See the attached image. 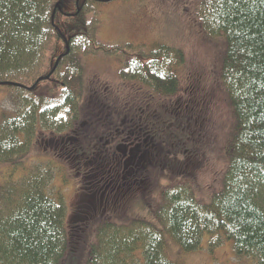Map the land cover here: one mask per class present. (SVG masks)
Here are the masks:
<instances>
[{
  "label": "trees",
  "instance_id": "obj_1",
  "mask_svg": "<svg viewBox=\"0 0 264 264\" xmlns=\"http://www.w3.org/2000/svg\"><path fill=\"white\" fill-rule=\"evenodd\" d=\"M104 1L0 0V90L15 107L0 110V166L10 168L0 184V264H71L78 257L82 264H175L164 252L163 231L185 252L201 249L208 235L210 252L231 242L237 257L264 264V0H198L196 6L204 34L226 40L221 84L233 115L221 189L208 203L180 183L145 201L159 228L109 213L75 232L55 184L59 176L70 181L64 164L43 154L27 159L38 133L58 137L80 120L81 59L132 52L130 45L98 42L97 4ZM146 52L127 58L120 78L175 95L183 52L165 45Z\"/></svg>",
  "mask_w": 264,
  "mask_h": 264
},
{
  "label": "rangeland",
  "instance_id": "obj_2",
  "mask_svg": "<svg viewBox=\"0 0 264 264\" xmlns=\"http://www.w3.org/2000/svg\"><path fill=\"white\" fill-rule=\"evenodd\" d=\"M197 3L198 0H105L97 4L100 12L98 42L130 45L132 52L119 59L103 55L81 59L84 70L80 120L86 121L94 117L98 122L95 129L87 126L84 128L88 130L84 132L81 143L89 153L96 149L94 143L99 136H104L106 130L113 127L111 119L105 116L106 111L98 106V102L101 92L119 90L125 83L120 77L121 72L126 71V59L143 57L155 45L176 48L184 54V62L177 71L179 80L175 98L162 97L145 89L146 103H141L140 109H137V113L143 115V126L139 124V128L143 130L138 131L136 137H132L137 138L136 141L128 143L126 147L125 156L121 160L126 174L119 175L124 177L121 182L125 185L114 191L117 197L127 193L129 201L118 200L112 216L117 213L141 218L158 227L145 201L150 203L158 200L161 190L188 183L194 196L202 203H208L215 191L221 189L220 177L224 175L227 166L226 147L233 118L221 84L226 40L222 36L210 38L204 34L196 16ZM57 9L61 10L60 7ZM129 85L130 91H138V96L141 95L140 91H145L139 89L135 82ZM132 97L135 101L138 99L134 95ZM2 108H15L4 89L0 90V110ZM117 110L113 111V116L126 115ZM79 122L78 120L77 123ZM51 137L50 134L38 133L34 153L27 159L34 160L38 158V154H43V157H52L62 162L63 157L55 156L50 146L45 144ZM146 140L150 146L148 151L145 150ZM118 150L120 154L123 147L118 145ZM95 162L97 160L90 158L89 164L84 167L88 171L80 170L79 174L71 167L67 170L62 168L69 177V183L60 176L55 180L56 187L62 190L68 206L66 221L70 227L85 223L84 218L88 215L91 222L97 220L100 203L106 201L104 196L101 199L94 196L88 187V183L92 182L90 173L97 177L105 176L96 168L89 172L93 166L96 167ZM59 165L61 166L60 163ZM9 171V166H0V184ZM130 171L133 172L127 175ZM18 175L16 178H19ZM103 180L107 181L105 178ZM128 184L131 186L125 191ZM134 194L139 197L134 198ZM84 238L83 244L89 240V234ZM208 238V235L202 238L201 249L185 252L166 232H162L164 252L168 260L175 264H256V259L251 256L237 257L231 242L210 252ZM78 246L81 249L78 251L79 255H84V247ZM71 261V264L83 262L79 257L72 258Z\"/></svg>",
  "mask_w": 264,
  "mask_h": 264
},
{
  "label": "flooded vegetation",
  "instance_id": "obj_3",
  "mask_svg": "<svg viewBox=\"0 0 264 264\" xmlns=\"http://www.w3.org/2000/svg\"><path fill=\"white\" fill-rule=\"evenodd\" d=\"M134 81H125V83L120 87L119 90L116 91H104L100 94V102H98V106L103 108L106 111L105 116L110 120L113 127L109 128V131L106 130L104 136H99L98 141L94 143L96 149H93L91 153H89L86 148L82 145V136L84 132L88 129H84L87 127H96L97 121L92 117L89 120L81 121L79 120V124L75 125L74 130H71L69 133H65L56 138L52 136L45 144L49 145L53 154L60 158L63 157L62 164H64L65 168L69 167L73 168L77 174L79 171H85L84 168L86 164H89V159H93L96 167L93 166L89 172H92L95 168L101 170V172L105 175L104 178L107 181H104L103 177H97L95 174L90 173V178L92 182L88 183V187L90 188L91 193L94 196H99L100 199L104 196L106 197V201L104 203H100V215L104 216L112 213L115 208L116 202L118 200L121 201H129L126 196L127 193H123L120 197H117V194L114 191L119 190L121 187L125 185V183L121 182L124 177H120V174H126L124 168L121 165L122 157L125 156L126 147L128 143L133 142L137 138L135 135L138 131H142V128H139V124L143 126L144 120L142 118V114L137 113V109H140L139 105L141 103H146V96L144 93L146 92L145 88L141 86L139 83L135 82V85L139 87L141 95L138 96V91L135 89L130 91V85ZM134 85V86H135ZM123 88V90H121ZM151 93V92H150ZM138 97L135 101L132 97ZM152 96V94H149ZM173 95L170 98H175ZM138 104V105H137ZM120 108V109H118ZM118 109V110H117ZM130 109V110H127ZM122 111L125 112L126 115H119L118 117L113 116V111ZM92 128V129H95ZM100 128V127H97ZM147 136L151 137L149 134ZM154 140V139H153ZM136 141V140H135ZM118 145L123 147V150L118 154ZM140 145L137 146L139 148ZM147 140L145 142V150L148 151ZM59 152V155H57ZM100 159V161H98ZM119 164V166L117 165ZM120 169V170H118ZM88 171V170H86ZM130 171L127 175H130ZM104 181V182H103ZM69 183V182H68ZM131 185H126L124 189L127 191ZM79 188V187H78ZM74 189H77L75 187ZM139 195H133L134 198ZM108 202V203H106ZM90 215L85 217V223L81 225H77L75 227L71 226L72 231H82L83 228L89 224L88 222L92 219L89 218Z\"/></svg>",
  "mask_w": 264,
  "mask_h": 264
},
{
  "label": "water",
  "instance_id": "obj_4",
  "mask_svg": "<svg viewBox=\"0 0 264 264\" xmlns=\"http://www.w3.org/2000/svg\"><path fill=\"white\" fill-rule=\"evenodd\" d=\"M55 66H56V65H54V67H53L52 71L55 69Z\"/></svg>",
  "mask_w": 264,
  "mask_h": 264
}]
</instances>
